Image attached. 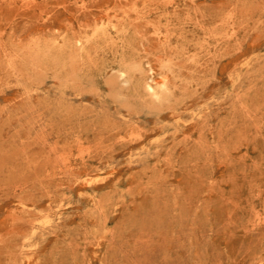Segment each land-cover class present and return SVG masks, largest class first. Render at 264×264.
<instances>
[{
  "label": "rangeland",
  "instance_id": "obj_1",
  "mask_svg": "<svg viewBox=\"0 0 264 264\" xmlns=\"http://www.w3.org/2000/svg\"><path fill=\"white\" fill-rule=\"evenodd\" d=\"M0 264H264V0H0Z\"/></svg>",
  "mask_w": 264,
  "mask_h": 264
}]
</instances>
